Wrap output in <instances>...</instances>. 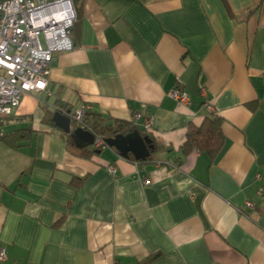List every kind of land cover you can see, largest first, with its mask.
<instances>
[{
    "label": "crops",
    "instance_id": "crops-1",
    "mask_svg": "<svg viewBox=\"0 0 264 264\" xmlns=\"http://www.w3.org/2000/svg\"><path fill=\"white\" fill-rule=\"evenodd\" d=\"M72 2V48L54 53L47 89L0 119V136L30 130L0 138V264H264V0ZM207 102L224 137L212 161L180 151ZM61 103L151 117L136 126L150 159L84 157Z\"/></svg>",
    "mask_w": 264,
    "mask_h": 264
},
{
    "label": "built area",
    "instance_id": "built-area-1",
    "mask_svg": "<svg viewBox=\"0 0 264 264\" xmlns=\"http://www.w3.org/2000/svg\"><path fill=\"white\" fill-rule=\"evenodd\" d=\"M74 19L72 0H0V119L12 114L24 94L47 89L54 53L72 48L69 31ZM201 94L205 96L203 89ZM168 95L182 103L188 100V94L179 86ZM206 108L212 111L210 102ZM85 112V107L80 106L71 119L77 127L90 132L84 123ZM131 121L145 131L152 124V118L142 112L132 113ZM102 144L100 138L94 137L89 146L99 148ZM107 170L115 171L112 165ZM142 183L147 185L149 180L143 177ZM257 195L263 199L264 188H258ZM3 259L4 249H0V262Z\"/></svg>",
    "mask_w": 264,
    "mask_h": 264
},
{
    "label": "trees",
    "instance_id": "trees-1",
    "mask_svg": "<svg viewBox=\"0 0 264 264\" xmlns=\"http://www.w3.org/2000/svg\"><path fill=\"white\" fill-rule=\"evenodd\" d=\"M58 107V111L69 117V131H63L65 140L69 144L75 145L72 137V131L77 127V125L71 119L72 114H70V107L67 104L62 103L59 104ZM47 122H50V124L57 127L52 119H49ZM221 122V117L211 111L207 114V116L204 117L198 126L190 125L187 129L185 140L180 147L181 153L186 155L191 150L195 149L205 153L211 161L214 160L221 152L224 145V137L221 132ZM84 123L89 126L90 133L93 134L94 137L100 138L103 142L99 148H92L90 146L79 148L81 155L84 157L100 153L104 147H107L108 140L119 135H125L134 130H137L141 136H147L153 145V149L155 147L153 138L148 133L139 131L132 121L112 120L111 122H108L97 113L85 112ZM29 133V129H19L9 134V136L1 135L0 138L7 139L11 136L15 140H24L28 137ZM150 157L151 155H149L145 160H149ZM126 158L135 162H140V160L134 159L131 154H129Z\"/></svg>",
    "mask_w": 264,
    "mask_h": 264
},
{
    "label": "water",
    "instance_id": "water-1",
    "mask_svg": "<svg viewBox=\"0 0 264 264\" xmlns=\"http://www.w3.org/2000/svg\"><path fill=\"white\" fill-rule=\"evenodd\" d=\"M58 113L60 114L61 112L59 111ZM58 117L56 118L58 119ZM60 126L63 127L65 131H69V120L66 118L64 124ZM72 137L75 145L79 148L88 147L94 139L93 134L80 127L73 129ZM107 146L115 148L122 157L126 158L131 154L134 159L141 161H144L153 150L150 139L147 138V136H141L137 130L108 140Z\"/></svg>",
    "mask_w": 264,
    "mask_h": 264
}]
</instances>
